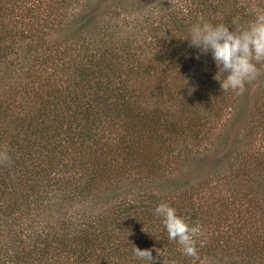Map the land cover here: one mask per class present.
<instances>
[{
    "label": "trees",
    "instance_id": "1",
    "mask_svg": "<svg viewBox=\"0 0 264 264\" xmlns=\"http://www.w3.org/2000/svg\"><path fill=\"white\" fill-rule=\"evenodd\" d=\"M134 3L0 0V264H142L134 246L154 264H264V64L244 106L183 40L264 0ZM234 109L245 132L212 161ZM186 166L197 181L171 180ZM162 202L202 226L198 258Z\"/></svg>",
    "mask_w": 264,
    "mask_h": 264
},
{
    "label": "clouds",
    "instance_id": "2",
    "mask_svg": "<svg viewBox=\"0 0 264 264\" xmlns=\"http://www.w3.org/2000/svg\"><path fill=\"white\" fill-rule=\"evenodd\" d=\"M249 14L252 19L242 23L237 17L231 26L206 20L200 15L183 38L198 49L199 55L211 54L217 68L214 78L220 82L223 91L242 92L245 84L256 77L258 65L264 64V8H257ZM9 159L7 152L0 151V162ZM154 213L161 218L169 240H175L184 255L198 258L197 242L203 235L202 226L190 224L165 202L159 203ZM133 254L142 264H154L151 249L134 246Z\"/></svg>",
    "mask_w": 264,
    "mask_h": 264
},
{
    "label": "rangeland",
    "instance_id": "3",
    "mask_svg": "<svg viewBox=\"0 0 264 264\" xmlns=\"http://www.w3.org/2000/svg\"><path fill=\"white\" fill-rule=\"evenodd\" d=\"M142 1L144 3H147L145 5H148L144 11H141L137 6V11L139 14L143 13V16H146V12H149L152 7H154L156 4H158L162 0H116V2L124 4V7L126 8L128 3H134ZM135 4V3H134ZM137 5V4H136ZM150 8V9H148ZM148 9V10H146ZM258 80L254 82H249L247 86L244 87V90L242 92H239L241 94V100L243 99L242 104L244 106H253V103L257 97V93L261 87L262 82H257ZM233 113L230 115V122L229 124L223 129V139L217 144V147L214 149L215 154L210 156V159L212 161H215L218 159H224L227 158L233 146L235 143L240 140V138L243 136L245 132V121L241 119L237 114L235 113L236 110L234 109L232 111ZM212 161H209L212 163ZM208 161L205 163V166H207ZM204 165V164H203ZM204 166V168H205ZM203 166L197 167V166H186L184 169L178 171L174 176H172L171 180L173 181H181L186 183H193L199 179V177L202 175V168Z\"/></svg>",
    "mask_w": 264,
    "mask_h": 264
}]
</instances>
